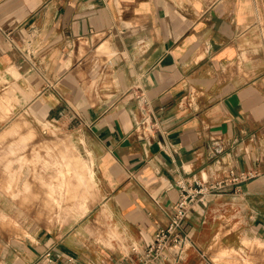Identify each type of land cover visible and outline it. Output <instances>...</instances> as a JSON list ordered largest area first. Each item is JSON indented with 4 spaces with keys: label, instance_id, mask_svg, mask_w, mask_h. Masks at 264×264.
Instances as JSON below:
<instances>
[{
    "label": "crops",
    "instance_id": "0c3cea01",
    "mask_svg": "<svg viewBox=\"0 0 264 264\" xmlns=\"http://www.w3.org/2000/svg\"><path fill=\"white\" fill-rule=\"evenodd\" d=\"M21 118L91 159L94 202L66 224L5 188L31 174L9 153ZM230 167L256 176L194 205L185 264L264 242V0H0V264H131L182 186Z\"/></svg>",
    "mask_w": 264,
    "mask_h": 264
},
{
    "label": "rangeland",
    "instance_id": "374dc122",
    "mask_svg": "<svg viewBox=\"0 0 264 264\" xmlns=\"http://www.w3.org/2000/svg\"><path fill=\"white\" fill-rule=\"evenodd\" d=\"M15 123L17 148L9 153L22 164L20 168L28 165L31 174L25 177L20 171L5 188L27 207V215L55 226L68 223L73 215L80 216L77 207L88 210L96 196L93 170L78 138L40 119L21 118ZM20 124L32 128L28 138L19 130ZM202 264H264V242L249 239L235 247L214 244Z\"/></svg>",
    "mask_w": 264,
    "mask_h": 264
},
{
    "label": "built area",
    "instance_id": "2783aa9c",
    "mask_svg": "<svg viewBox=\"0 0 264 264\" xmlns=\"http://www.w3.org/2000/svg\"><path fill=\"white\" fill-rule=\"evenodd\" d=\"M255 176L253 171L238 172L230 167L222 180L208 182L204 178L201 182L196 181L194 186H182L180 199L171 209L169 224L156 233L153 242L131 264H185L189 251L194 247L192 237L185 231V222L194 205L218 193L227 183L239 187ZM201 256L203 258L204 254ZM49 262H54L52 257Z\"/></svg>",
    "mask_w": 264,
    "mask_h": 264
},
{
    "label": "bare ground",
    "instance_id": "6f19581e",
    "mask_svg": "<svg viewBox=\"0 0 264 264\" xmlns=\"http://www.w3.org/2000/svg\"><path fill=\"white\" fill-rule=\"evenodd\" d=\"M83 209V208H82Z\"/></svg>",
    "mask_w": 264,
    "mask_h": 264
}]
</instances>
